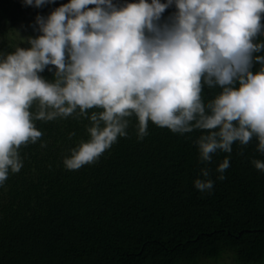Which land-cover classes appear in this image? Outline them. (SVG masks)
I'll return each mask as SVG.
<instances>
[{"label": "clouds", "instance_id": "obj_1", "mask_svg": "<svg viewBox=\"0 0 264 264\" xmlns=\"http://www.w3.org/2000/svg\"><path fill=\"white\" fill-rule=\"evenodd\" d=\"M34 28L35 37L17 32L29 47L0 53V186L23 167L20 149L42 139L36 120L90 121L89 139L64 158L68 170L97 163L128 136L133 116L139 140L149 122L180 135L199 130L205 165L254 138L264 154V0H70L37 15ZM50 66L54 81L41 75ZM206 87L221 91L205 102ZM252 163L264 172V161ZM229 167L225 158L218 180ZM200 174L195 188L211 194V169Z\"/></svg>", "mask_w": 264, "mask_h": 264}, {"label": "trees", "instance_id": "obj_2", "mask_svg": "<svg viewBox=\"0 0 264 264\" xmlns=\"http://www.w3.org/2000/svg\"><path fill=\"white\" fill-rule=\"evenodd\" d=\"M68 2L35 8L0 0V53L17 47L9 31L22 26L25 37L38 36L37 15ZM18 46L29 47L21 40ZM50 67L41 75L54 81ZM220 91L206 87L205 102ZM35 124L42 139L20 149L23 167L0 186V264H200L228 254L237 264H264V172L252 163L264 154L255 138L245 147L235 143L231 154L217 152L205 165L194 142L199 130L180 135L149 122V134L139 140L133 116L128 136L97 163L68 170L64 158L89 139L90 121ZM225 158L230 167L221 181L216 169ZM204 167L211 169V194L194 186Z\"/></svg>", "mask_w": 264, "mask_h": 264}, {"label": "rangeland", "instance_id": "obj_3", "mask_svg": "<svg viewBox=\"0 0 264 264\" xmlns=\"http://www.w3.org/2000/svg\"><path fill=\"white\" fill-rule=\"evenodd\" d=\"M21 37H25L27 35V33L24 31V27L21 26V28L16 29L15 31H9L7 34V38L8 41H10L11 39L14 40L18 46L19 42H20V36ZM10 39V40H9ZM234 257L230 254L225 255L224 257H222L221 259L217 260V261H202L200 264H237L236 262H234Z\"/></svg>", "mask_w": 264, "mask_h": 264}]
</instances>
